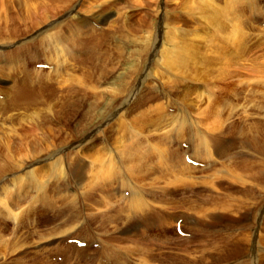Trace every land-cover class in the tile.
I'll list each match as a JSON object with an SVG mask.
<instances>
[{"label": "bare ground", "instance_id": "6f19581e", "mask_svg": "<svg viewBox=\"0 0 264 264\" xmlns=\"http://www.w3.org/2000/svg\"><path fill=\"white\" fill-rule=\"evenodd\" d=\"M70 1L71 0H59L58 1L59 5L63 9H65V12L60 17H58L57 19L55 18L52 21L50 19L47 20V18L50 16L45 12L46 10H42L41 13H36V14L34 13L33 15H31L30 24H27V23L22 24V25H25L24 26L25 29L20 28L18 31H15V34L16 32H19V34L29 33L30 37L28 36L29 37L28 39H31L32 42L27 40V44H25L23 40L19 41L20 45L12 47V49L8 50V54L6 53L8 60L3 58L4 53H0L1 58H3V61L5 63H9V65L7 66L9 68H5L4 65L0 66V78H2L3 80V78L6 79L8 75H10L11 77L10 84L7 87L5 86L6 89L5 88L2 89V92L5 93V97H3L2 100L0 98V108L3 114H7L8 112H10L11 122L16 121L17 119V120L23 121V123L21 122L22 124L25 123V125H22V126L20 125V129H22V130H19V131H22L20 135L23 136L21 137V140H23V138L26 136L28 132L30 133L33 131L31 130V127H33V125L32 126L29 125V122L31 121V119H33L34 116L38 118L40 116L39 115L40 112L42 113V115L46 114L45 112H48L50 116L53 114L52 115L53 120H51L52 118L48 117L47 115H46L47 116L46 119L50 118L51 121H55L57 123H60L63 126H66L67 124L70 123L68 122V120L72 119V117L74 116L73 114H72L73 116L70 115L71 111L73 112V110L77 108L76 106L80 104L81 102L86 103L91 106L94 105V107L95 106L99 107L104 102V100L101 99L100 96L104 95L103 84L105 80L103 81L101 79H104V77L108 76L107 74H109L110 72L104 71V70L101 71L103 68L102 69L100 68L101 69L100 70L98 67L99 72H100V77H101L100 79V77L96 76L93 72H90L89 69L88 71L85 70V66L87 63L84 60H82L81 58L79 59L74 58V62L72 60L74 56V51L70 48H75L76 49L75 51H77L76 47L78 43L81 42L80 46L78 47L80 50H82L83 40L80 39L79 36H84L82 34H85V36L87 37L86 40L91 39V41L93 40L94 42L97 41V37H94V33L96 32L95 25L94 24L92 25L89 22L90 20L87 19L88 17L80 14V11L78 10V8H76V6L74 5L68 6ZM79 1L77 0V2ZM84 1L87 2V0H84ZM249 1L251 0H248V4H251ZM229 2L231 1L224 0L221 3L219 2L217 3V0H197L195 8L199 11L201 17L207 19L205 23L210 24L211 28L215 29L216 32H220V33L222 32V34L224 35L223 39L227 40L226 42L235 44V42H239L240 40H242V38L240 37L241 35L243 36L241 23L238 21V17H239L238 12L240 10V7L236 8V5L234 7V5H231ZM234 2H237V1H234ZM237 4L239 5L240 3H237ZM90 7L93 9V11H91L92 9ZM90 7L88 5V8L90 9H88L87 11L88 12L90 11L91 13L90 17L93 18L95 23L104 22V20H106L110 14V13L106 14L102 12L99 8L98 2H96L95 4L93 3V5ZM228 7H229V11L227 9ZM249 8H252V7H249ZM32 16H33V19H32ZM63 20H66L69 22V24L65 26V28L69 26L71 28L69 35H63L62 30H54V29H53L54 31H52V29L50 30V32L52 31L51 33L50 32L45 33L46 30H48L49 28H51L52 26H54L56 23L60 21L62 23ZM38 21H41V22L36 23ZM227 21L229 22V25H230L229 29L226 23ZM40 23H43V24L40 26L39 29H37L36 31L34 30V32L32 33V29H36L35 26ZM162 23L163 22H160L158 27L163 28L165 27V25H168L167 24L168 22H166V24L165 23L162 24ZM113 24L110 23V27H112ZM147 25L145 26V28H143V33H144V34L142 33L143 35L138 36L137 33L133 35L134 37L138 38V39L137 38L134 39L133 43H134V47H137L135 50L138 51V54L140 57L139 66L141 65V63L146 64V65L145 67L143 68L141 67V69H138V71L135 72V75L137 76L136 85H134L135 80L132 77V73L134 71L133 70L132 73L130 72L131 74H130L129 80L125 81L124 84H122L121 88L119 87L118 88H107L108 92L112 94V96L107 97V99L109 100L108 102L109 107L107 111L105 109L106 107L105 108L103 107L104 108L103 110L105 111L102 110L100 113V110H99V112H97L103 116H106L105 120L103 121L98 120L94 125L90 126L89 128L83 131L80 130L83 128V126L80 125L77 131V133L79 134L77 137H75L76 138L75 141L73 140H71L73 142L68 141L69 143H66L67 140L63 136V131L55 134L50 130L51 139H54L56 140L57 143H60L59 146L53 145V144L49 145L48 143H46L47 142L46 139H44L45 145H39V143L36 142V139L30 135L32 137L33 142L31 141L30 144L26 143V145H24L22 149L20 148L16 152L18 153L17 156L20 154V159H18L13 165H10V167L4 169L5 174L6 173L10 174L9 176L5 177V178L11 177V178H7L9 180L10 185L3 186L1 184L2 179L0 180V224L2 222L3 217H8V219H11L10 220L11 222L13 221L14 227L17 228L15 226L16 221L18 220V217L21 218L22 212H20L21 210L14 212L11 209V206L9 203H10V200H14L12 199L13 197L25 198L24 196L27 195L29 190H31L30 193L34 194L30 196L31 201L33 202L41 201L45 204H48V200L50 197L48 196V188H50L53 185L56 186L57 184L61 183L58 186H56V188L59 190V187L62 186L63 180L69 168L70 173L71 171H74V169H75L74 172L75 173L77 172V174L75 175L77 179L76 185H79L80 190L78 193L80 194V196L89 198L90 200L94 201L95 202L94 206L95 204H97V206L102 205L104 207V210L101 209L102 211H99L98 214L94 213L95 216H93L94 214L93 215L91 214L90 216H88L87 214L89 213L85 214V216H82L83 209L82 210L80 209L81 214L79 213L80 214L79 217L76 220H74V217H73V220L75 222L68 226L71 229H69V235H70L68 236L69 240L67 239L66 241L69 243L72 240H75V242H79V241H84V238L86 237L87 238L90 237L91 240H93L92 238L93 234L83 235L87 233L91 225L96 229V232H94V235H95V238L97 239L96 241L101 246H100L99 251H96V250L94 251V249L89 250L87 245L91 241L86 240L85 247L83 248L78 247L76 249L77 253L82 257H86L88 255H94L93 258L91 257L89 261L88 260L81 261V259L78 257L79 259H77V262L75 263L73 262V258H72L71 263L67 262L68 264H153L154 260H159L162 263L172 262L175 264H264V156L263 157L259 156L257 159H254V160L253 158H255L256 156L255 157L250 156L245 159H240L236 161H233V158H232L231 160L232 163L228 164L227 168H226V164H223L221 167H216L213 170L211 169L212 171H214L215 173L219 175H216L214 172L210 174L208 173L207 175H204L205 180L202 179L201 181H193L195 177L193 173H195L196 171H201L200 169L206 167L207 163L212 164L216 161L217 156H222L225 154V152L221 148H219V144L217 142L218 136H216V134L218 132L212 133L213 131H218V130L222 131V127L224 123L221 122V117H218V115L220 114L219 112L218 113L216 112L215 116L210 115L211 117L210 119L214 120V121L212 120L213 121L212 123H215V125H213V127L211 128V131H212L211 133L205 131L204 129H199V130L195 129L197 124L195 126V124L190 122V119L187 120L186 117H185L187 120L186 125L189 126L188 132H186L187 130L183 132L184 125L182 124L185 123V120L182 119V121L177 124L178 127L175 128L176 135H173V136L174 137L176 136L175 138L176 140H179V142H182V141L186 142V148L184 149L180 145H178L179 147H171V146L162 147V145L164 144L162 143L164 140L161 138L162 136L158 138L154 136H148L146 137V142L143 141L145 136H143L142 138L140 137L141 133L137 130V127L141 131H143L144 126L141 122L138 121V118L135 120L134 123L132 122L134 124L133 127L132 126L128 127V125L125 124L124 122H121V120L120 121L116 120L118 121L119 128L121 130L127 131L128 139H130L129 134L131 133H133V138L130 139L131 140L130 144L123 145L121 143L123 141H120V144L117 146H110L108 143V139L105 136H102L104 137L103 139L104 146L103 144L97 145L100 141L97 143L95 141V146L96 145L97 146L93 150L95 153V155H93L94 157L93 159L97 165L96 171L92 173V176H89V180L86 183L84 180L85 179L84 175L86 174V169L88 167L91 168V160L90 161L83 160V159L80 160V158L77 159L78 158L77 157L74 159L75 162H72L71 158L68 157L69 155H67L70 153L76 156L79 153V150L81 147L87 148L89 144L94 145L91 143L93 142L94 139L99 137L98 134L100 132H103L102 126L106 124L110 119L111 121H113V118L119 119L120 118L119 116H122L125 113V109L130 105V103H128L130 102L129 100L133 99L132 97L136 96L139 93L138 90L141 89L144 85L147 86L145 84V80L152 73L151 66L157 65V66L163 67L165 68V70L166 69L170 70L176 75L177 74L180 75L182 73H187V72L190 73L187 70V68L189 64L194 63V60L196 61L194 53L197 51L196 44H198L199 41L193 45L191 43H187V41H186L187 44H184V42L182 41L183 45L176 41L175 46L164 47V45L166 44L163 41H161V37H159L155 40L154 46H152L151 49H147L149 48L148 41L151 35V29L148 28ZM17 29L18 28H16L15 30ZM58 29H61V28H58ZM118 30L119 29H116V31ZM0 33L3 34V31H0ZM103 33L105 32H102L100 34L98 42H96L97 45L101 44L102 40L100 39L102 36H105V34ZM2 34L0 36H2ZM172 34H171V37H172ZM10 35L8 37H10L11 39ZM195 35H198V34H195ZM75 37L79 39L74 40ZM174 38L173 40L175 41L176 38L175 39ZM72 39L73 41L71 42ZM168 39L169 38H167V40ZM186 39L189 40V38H186ZM167 40H164V41H167ZM206 40H209V39H206ZM65 41L68 42V45L65 44ZM174 41L172 42L175 43ZM169 42L171 41L169 40ZM29 44H33L36 47H40L44 49H46L47 46H49V48L52 47L53 51L56 53L54 55H56V58H57V65L62 67V71H63L62 73L68 77L67 78L69 81L68 87H70L71 89L73 88L72 90H70L69 94L64 95L62 93H57V91L60 92L59 90H57V88L58 89L63 88L62 82L65 83V81L67 80L65 78V75L63 74L62 76L59 75V77L65 78V80H62L60 84L58 82L57 87H56L52 81H49V79L44 82H35L31 78L29 70L27 71L26 68H23V69L19 68L20 66H22V62L18 66L17 72H16V69L14 71L13 63L23 57H27L26 60L29 62H31L33 59H34V62L35 60H37L34 56L32 59L31 54H26L24 52ZM5 46L6 44L5 45L2 44L0 48H3ZM87 46L85 48L89 51V53H85L84 55L86 57L91 58V56L94 55L91 52L93 47L92 46L87 47ZM231 46H229V48L232 49L233 46L232 47ZM160 47L161 49H159ZM220 47L222 46H219V48ZM241 47H243V45ZM217 51L220 52V54H222L219 49H217ZM47 53H50V50ZM223 53H224V50H223ZM226 53L227 52H225V54ZM77 55H78V52H77ZM203 57L204 56H202V58ZM42 61H45V58ZM49 61L51 63V60ZM197 61H198L197 63L199 64L200 61L198 59ZM53 62L54 61H52V63ZM111 64L113 66V63ZM203 64H206V62ZM196 65H194L195 68H196ZM58 66L57 68H54V65H53L52 67L53 73L55 72L57 73L58 71H60L58 69ZM50 69L47 70L48 74H46L45 76H49L50 74H52L50 73L51 72ZM37 70L39 71V69ZM41 70L42 69H40V71ZM75 70H78V71L80 70V75ZM194 70L196 71V69ZM74 71L76 72L77 75L80 76L81 78V79L79 78L80 81L76 78L79 76H77L75 73L73 74ZM84 71H86V73H84ZM200 71H198L199 74H200ZM7 72L9 74H7ZM162 75L164 74L162 73L161 76ZM153 76L155 77L156 75H153ZM74 77L77 79V81L80 82L81 88L80 86L79 87L75 86L74 83H77V82H73ZM131 79H132V82L129 83ZM100 81L101 83L100 85H98ZM79 82L77 83L78 85H79ZM171 83L173 85L174 82H171ZM101 84H102V87H101ZM98 87L100 88V90ZM73 90L74 91L76 90V93L78 94L74 101L72 100V97H71V96H74L75 94ZM71 92H73L74 94H70ZM2 95L3 93L1 94V96ZM148 97L150 96L148 95ZM117 99H120L119 103H115V100ZM69 100H71V103H69ZM44 104H45V107L43 106ZM156 104H158V102ZM38 105H42V108H38L37 107ZM161 106L162 105L159 104L158 106L155 105V107L154 106L153 107L155 110L163 111ZM70 107H74V109L72 110L71 108V111L69 113L66 112L65 109L66 108L68 109ZM19 109L22 111L26 110L27 112L21 111L23 115L18 116L17 112ZM93 109H96V108H93ZM151 112H153V110H151ZM126 114H129V113H126ZM93 117L96 118V116H93ZM161 118H162V115H161ZM46 122L47 121L45 120L43 123H46ZM207 122H208V119H207ZM209 122L211 123V120H209ZM0 124L2 125V122ZM34 124L36 125L37 123H34ZM14 125L16 126V124ZM259 125L262 126V123ZM225 126H228V125H225ZM36 128L33 127L34 130ZM104 132H106L105 129H104ZM11 133H14V132H11ZM9 134L10 132L6 131L4 136L9 135ZM239 134L241 135V139H243L240 141L246 140L245 142L248 143V135L243 134V131H241ZM257 137L261 138L262 142L259 143L256 147L259 148V150H264V124H263V127L259 131H257L256 135L251 134V140L249 139V141H252L253 144L257 143L258 142ZM54 140L52 142H55ZM8 145L9 144H5L3 145V147H5L6 149H10ZM122 145H123V148L121 149ZM169 147H171L172 149H170ZM146 149L149 151V153L151 152L152 154H156L159 160V163H162L164 165L162 166L163 170L160 174L163 175V172H164L165 178H168L170 176V178H168V180H166L161 185L157 183L159 181V178H157L156 176L155 178L154 177L151 178L152 173L145 172L147 168L144 166L143 161H145L144 151ZM9 154L12 158L13 154L11 152ZM66 159L70 160V164L72 165L75 164L74 165L75 167H68L67 165L69 162H67ZM187 159H190V161H187ZM38 165L39 167L37 168L36 166ZM210 168H213V166ZM15 171L18 172V175H15L17 174ZM245 174H247L248 177L251 178L252 181H247L246 178L242 177V175L245 176ZM219 177L220 178L222 177V178L219 179ZM226 177H231L232 179L230 178V181H226L225 180ZM186 193H190L193 196V198L184 201L183 202L184 207L180 206L178 210H176L177 206H175V204L169 206L168 203L165 201V199L171 194H176V195L182 194L183 196V194H186ZM88 206H91V205L89 204ZM41 207L39 208L41 209ZM79 207L82 208V206H79ZM71 209L73 208L69 206L66 208V210H64V212L67 210L70 211ZM171 209L172 210L175 209V210L171 211ZM78 210L79 209H77V211ZM189 210H193V211L195 210V211L189 213ZM31 211L32 210L29 208L25 210L30 220H32V217H33L32 216L33 211L32 212ZM97 211L98 210H96V212ZM64 212L61 211L55 214L56 216H61L63 215ZM192 213H194L193 214L194 218H192V220L190 221V218L192 217ZM71 214H72L71 211L69 214L65 213L67 221L69 222H72ZM170 218H173V219L170 221ZM138 221L140 222L142 221L143 223L145 222V224L147 223L150 226H154V227L156 226L157 228L156 230L160 232L161 234H165L168 231H170L167 229L171 227V224L173 223L176 225L174 226L175 228H178V230L179 228L182 229L181 231L182 234L183 233L185 234V232H188L190 234L189 237H182V235L175 234L176 236L172 240L179 246L178 249L177 248L176 249L178 251L182 250V253L180 254L177 250H174L173 252L170 251L168 253H164L159 250L155 251L152 248V245H153L152 241L151 243L150 242L148 243L146 240L143 239L144 235H141L143 238L141 237L135 240L129 236L127 237H117L116 236L117 232L123 234L128 231L129 227L132 226L131 228H133L134 226L138 227L139 225H141L142 222L140 224V222L137 223ZM148 222H152V223H148ZM126 223H130L132 225L125 226ZM214 223H218V227H215V225H213ZM55 225H58V224H55ZM12 227L13 225H11V228ZM55 227L57 226H54V228ZM61 227L63 226L61 225ZM72 229L73 231H75V233L73 234H71ZM113 229H115V231ZM63 230H66V229H63ZM18 231L20 232V230ZM32 232L33 234L35 233L38 234V237L40 239H45L51 236L48 234L49 233L48 231L40 233L38 232V230H32L31 234ZM60 235L55 236L54 238L55 239L59 238ZM3 237L4 236L0 231V250H3V247H4L3 244H1L4 241ZM154 238L156 237L154 236ZM24 239L28 240L29 237L24 236ZM30 241L34 243L32 240ZM124 241L129 242L127 243L128 245L126 243L123 244ZM164 242H166V240H164ZM23 243H25V241ZM74 246L77 247L76 245ZM157 247H160V245L157 244ZM56 249L53 251H56ZM57 251H60V250L58 249ZM63 252L61 250L62 254ZM67 254L68 253H66V256ZM1 257H2V254L0 255V258ZM59 257L61 260V256ZM34 263L35 262L31 264H34ZM67 263L65 262L63 264H67ZM0 264H6V263L0 260ZM37 264H53V263L48 262V261H41V262H37ZM60 264L62 263L60 262Z\"/></svg>", "mask_w": 264, "mask_h": 264}, {"label": "rangeland", "instance_id": "374dc122", "mask_svg": "<svg viewBox=\"0 0 264 264\" xmlns=\"http://www.w3.org/2000/svg\"><path fill=\"white\" fill-rule=\"evenodd\" d=\"M58 1L56 0H0V31H3V34L0 33V35L2 34V36H0V46H2V44L4 45L6 44L5 47L0 48V53H4L3 58L8 60L7 58L8 50L12 49V47L20 45L19 41L23 40L25 44H27V40L32 42L31 39H28L30 37L29 33L19 34V32H16L15 34V31H18L20 28L25 29L24 27L25 25H22V24H26V23L30 24L31 15H33L34 13L35 14L41 13L42 10H46L45 12L50 16L47 18V20L50 19L52 21L55 18L57 19L58 17H60L65 12V9H63L59 5ZM75 1L77 2V0H71L68 6L70 5L76 6V8H78V10L80 11V14L88 17L87 19L90 20L89 22L92 25L93 24L95 25L96 32L94 33V37H97L96 42H98L100 34L102 32H105L103 33L105 34V36H102L103 38L101 37L100 39L102 40L100 45H97V43L94 42L93 40L92 42L91 39L86 40L87 37L85 36V34H82L85 36V38L84 36H79V38L83 40L82 50H80L78 47L80 46L81 42L78 43L76 47L77 51H75L76 50L75 48H70L74 51V56L72 59L73 62H74V58H77V59L81 58L87 63L85 66V70L88 71L89 69L90 72H93L98 77H100V72H99L100 68L101 69L103 68L102 70L100 69L101 71L104 70V71L110 72L109 74H107L108 76L104 77V79H101L100 77L101 80L103 81L105 80L103 84L104 95L100 96L101 99L104 100V102L102 103L101 106H99L100 108L98 106L94 107V105L91 106L83 102L78 104L76 106L77 107L76 109H74V107H70L68 109L66 108L65 111L68 113L71 111V108L72 110L74 109L73 112L71 111V114H70L71 116L73 115L74 116L72 117V119L68 120V122H70L69 124H67L68 126L67 125L63 126L60 123L51 121L53 120L52 118L53 114L50 116L48 112H45L46 114L42 115V113L40 112L39 113L40 116L38 118L34 116L35 118L33 117V119H31V121L29 122V125L31 126L33 125V127L35 128L37 127V128L34 130L33 127H31V130L33 131L30 133L28 132L26 136L23 138V140H21V137L23 136L20 135L22 131H19V130H22L20 129V125L21 126L25 125V123L22 124L23 121L17 120V119L16 121L11 122L10 112H8L9 114L8 113L3 114L0 108V111H1L0 112V123L2 122V125L0 124V146H2L0 147V180L2 179L1 184L3 186L10 185L9 180L7 178H11V177L5 178L6 176H9L10 174H7V173L5 174L4 169L10 167V165H13L18 159H20V154L18 155L19 156L18 157L17 156L18 153L16 152L20 148L22 149V147L26 145V143L30 144L31 141L33 142L31 136H33L36 139V142L39 143V145H45L44 139H46L47 141L46 143H48L49 145L53 144V145L59 146L60 143H57L56 140L51 139V135H50L51 131L55 134L63 131V136L67 140L66 143H69V142L75 141L76 139L75 137H77L79 134L77 133V131L80 125L83 126V128L80 129L81 131H83L89 128L90 126L94 125L98 120L99 121L105 120L106 116H103L100 113L105 107L107 111L109 107L108 106L109 100L107 99V97L112 96V94L108 92L107 88H118V87L121 88L122 84H124L125 81L129 80L130 74L132 73L133 70L134 71L132 73V77L135 80L134 85H136L137 76L135 75V72H137L138 69H141V67L142 68L145 67L146 65V64L141 63V65L139 66L140 57H139L138 51L135 50L137 47H134V43H133V40L136 39L137 37H134L133 35L135 33H137L138 36L143 35L144 34L143 28H145L147 24H148L147 27L151 29V35L148 41L149 48L147 49H151V47L154 46L155 40L159 37H161V41H163L166 44L164 45V47L175 46L176 41L182 45H183L182 41L184 42V44L191 43L192 45L199 41V43L196 44L197 51L194 53L196 61L194 60V63L189 64L187 70L190 73L187 72V73H182L180 75L178 74L176 75L172 71L167 70V69L165 70V68L157 66V65L151 66L153 70V71L151 70V72L153 74L151 73L149 77L146 78L145 84L147 86L144 85L145 88L143 86L141 89L138 90L139 93L136 96H133L132 97L133 99L129 100L130 102L128 103H130V105L125 109V113L122 116H119L120 117V118L118 117L119 119L113 118L114 123L110 119L106 124L102 126L103 132H100L98 134L99 137L96 136L97 138L94 139L93 142L91 143L94 145L89 144L87 148L81 147L78 153L79 155L77 154L75 156L74 154H70V153L67 154L69 155L68 157L71 158L72 162H75L74 159L77 157H78L77 159L80 158V160L82 159L88 160V161L91 160V168L88 167L86 169V174L84 175L85 183L88 182L89 176H92V173L96 171L97 165L93 159L94 158L93 155H95L93 150L95 149L97 145L99 144L102 145L104 143L103 142L104 137L102 136H105L108 139V143L110 146H117L120 144V141H123L121 142L123 145H128L131 142L130 139L133 138V133H131L129 134L130 139H128L127 131L121 130L119 128L118 121L116 120H119V121L121 120V122H124L125 124H127L128 127L130 126L133 127L134 125L133 123L138 118V121L141 122L144 126L143 131H141L137 127V130L141 133L140 137L142 138L143 136H145L143 141L146 142V137L148 136H154L156 138L162 136L161 138L164 139L162 142L164 143L162 147H165V146L179 147L178 145H180L184 149L186 148V142L185 141L179 142V140H176L175 138L176 136L175 137L173 136V135H176L175 128L178 127L177 124L181 122L182 119L185 120V123L182 124L184 125L183 132L186 130H187L186 132H188L189 126L186 125L187 124L186 122L187 120L190 119V122L194 123L195 126L197 124L195 129L197 130L204 129L205 131L211 133L212 132L211 128L213 127V125H215V123H212L214 120L210 119L211 118L210 115L215 116L216 115L215 113L219 112L220 114L218 115V117H221V122L224 123L222 127V131L218 130V131H213L212 133L218 132L216 134V136H218L217 142L219 144V148H221L225 152V154L222 156H217L216 161L214 163L212 164L207 163L206 167L200 169L201 171H196L195 173H193L195 176L193 181H201L202 179L205 180L204 175H207L208 173L209 174L213 173L214 171L212 170L214 168L221 167L223 164H226V168H227L228 164L232 163L231 161L232 158H233V161H236L240 159H245L250 156H253V157L256 156L255 158H253L254 160V159H257L259 156H262V157L264 156V150H259V148L256 147L259 143L262 142L261 138L257 137L258 142L254 144L252 143V141H249V139L251 140V134L256 135L257 131H259L263 127V124H264V82H263L264 81L263 79L264 78V0H251L249 1L251 4H248V0H230L231 2L234 3L233 4L229 2L231 5H234V7L236 5V8L240 7V10L238 12L239 13L238 21L241 23L243 36L241 35L240 37L242 38V40H240L239 42H235L236 45L230 42H226L227 40L223 39L224 35L222 34V32L221 33L216 32L215 29L211 28L210 24L205 23L207 19L201 17L199 11L195 8L197 0H87L88 4L84 0H80V1L78 0L80 4L79 2L76 3ZM222 1L224 0H220V1L217 0V3L218 2L221 3ZM234 1H237V2H234ZM96 2H98L99 8L102 12L106 14L110 13L107 19L104 20V22L95 23L93 18L90 17L91 16L90 11L89 12L87 11L88 9L91 8L90 6H92L93 3L95 4ZM237 3H240V4L238 5ZM88 5L90 8H88ZM249 7H252V8H249ZM227 9L229 11V7ZM91 11H93V9ZM20 17L23 19H21ZM32 19H33V16H32ZM39 22L41 21H38L36 23H39ZM67 22L68 21L66 20H63L62 23L60 21L56 23L54 26H52L51 28H49L48 30H46L45 33L47 32L49 33L50 30L52 29V31L62 30L63 35H69L71 28L70 26L65 28V26L69 24V22L68 23ZM160 22H163L165 24L166 22H168L167 23L168 25H165V27L163 28L158 27ZM110 23L112 24L114 23L112 27H110ZM226 23L229 29L230 28L229 22L227 21ZM42 24L43 23L37 24L35 26L36 29H32V33L34 32V30L36 31L37 29H39ZM14 26L18 29L15 30L16 28ZM58 28H61V29H58ZM116 29H119V30L116 31ZM171 34H172V37H171ZM195 34H198V35H195ZM9 35L11 36V39L10 37H8ZM174 37L176 38L175 41L173 40ZM79 38L75 37L74 40L79 39ZM167 38L169 39L167 40ZM186 38H189V40H187ZM194 38L197 41H195ZM205 38L209 39L210 41L206 40ZM164 40H167V41H164ZM169 40L171 42L174 41L175 43L173 42L171 43L169 42ZM72 41L73 39L71 40V42ZM65 44L68 45V42L65 41ZM93 44L95 45V47ZM228 44L229 46L232 45L234 48L232 46H231L232 49L229 48ZM84 45H86L87 47H90L93 45L91 52L94 55L91 56V58L86 57L84 55L85 53H89V51L85 48L86 46ZM242 45L243 47H241ZM219 46H222L224 49L222 47L219 48ZM51 49L52 47L49 48V46H47V48L44 49V48L36 47L33 44H29L24 52L26 54H31L32 55L31 58L33 59V56H34L37 60H35L34 62V59H33L31 62H29L26 60L27 57H23L13 63L14 71L16 69V72H17L18 66L22 62V66H20L19 68L20 69L26 68L27 71L29 70L30 76L35 82H44L49 79V81H52L54 85L57 87L58 82L60 84L62 80H65V78L67 79L68 77L62 73L63 72L62 67L57 65V58H56V55H54L56 53L53 51V49L52 50ZM159 49H161V47ZM217 49H219L222 54H220V52H218ZM45 50L47 52L50 50V53H47ZM223 50H224V53H223ZM77 52H78V55H77ZM225 52L227 53L225 54ZM202 56L204 57L202 58ZM3 58H1V55H0V66L4 65L5 68H9L7 67L9 63H5L3 61ZM44 58H45V61H42L44 60ZM197 59L200 61L199 64L197 63L198 62ZM49 60H51V63ZM52 61L54 62L52 63ZM195 62L197 65L195 64ZM205 62L206 64H203ZM111 63H113V66ZM52 64L54 65V68H57L58 66V69L60 71H58L57 73L59 74H57L56 72L55 73L52 72V67H53ZM193 64L196 65V68L194 67ZM49 66L51 67V69ZM190 66H192L193 68ZM37 69H39V71ZM40 69L42 70L40 71ZM49 69L51 71L49 72L52 74H50L49 76H45L46 74H48L47 70ZM194 69H196V71ZM75 71H77V73H79L80 75V70L79 71L75 70ZM75 71L73 72V74L74 73L76 74ZM198 71H200V74ZM84 73H86V71H84ZM162 73L164 75L161 76ZM7 74L9 73L7 72ZM62 74L65 75V78L59 77V75L62 76ZM153 75H156V76L154 77ZM76 78L79 80L80 76ZM76 78L74 77L73 82L78 83L80 80L77 81ZM10 81H11L10 75H8L6 79L3 78V80L2 78H0V92H1L0 98L1 100L3 99V97H5V93L2 92V89L4 88L6 89V87L10 84ZM68 82H69L68 79L65 81L66 84L62 82L63 88L61 89L57 88V90L60 91V92L57 91V93H62L64 95L69 94L70 90H72L73 88L71 89L70 87H68L69 86ZM130 82H132V79L129 81V83ZM171 82H174L173 85ZM77 83H74V84L75 86L79 87L80 82H79V85ZM100 83L101 81L98 83V85H100ZM101 87H102V84H101ZM73 92H71L70 94H74V96H71L72 100L74 101L78 94L76 93V90L75 91L73 90ZM2 93L3 95L1 96ZM148 95L150 97H148ZM119 102H120V99L115 100V103H119ZM157 102L158 104H156ZM69 103H71V100H69ZM159 104L162 105L161 107L163 111L154 109L155 105L158 106ZM43 106L45 107V104ZM37 107L42 108V105H38ZM92 107L96 109H93ZM19 110L17 112L18 116L23 115L22 112L26 111V110H23V111L22 110L19 111ZM99 110H100V113H97L99 112ZM151 110H153V112H151ZM126 113H129V114H126ZM46 115L52 119L50 120V118L49 119L47 118L48 119L47 120ZM161 115L163 119L161 118ZM93 116H96V118H94ZM185 117L187 118V120ZM207 119H208V122H207ZM45 120L47 122L43 123ZM209 120H211V123L209 122ZM34 123H37L36 124L37 126ZM258 123L259 124L262 123V126L259 125ZM14 124H16V126ZM225 125H228V126H225ZM104 129L106 130V132H104ZM6 131L10 132V134L4 136ZM241 131H243V134L248 135V143L245 142L246 140L240 141V140H243L241 139V135L239 134ZM11 132H14V133H11ZM167 135L169 136V138ZM53 140L55 142H52ZM95 141L96 143L99 141L100 142L95 146ZM165 142L168 144H166ZM5 144H9L8 146L10 147V149H6L5 147H3V145ZM123 145L121 146V149L123 148ZM171 147L169 148L172 149ZM10 152L13 154L12 158L9 154ZM144 154H145L144 155L145 161L143 162H144V166L147 168L145 172H151L152 173L151 178L153 177L155 178V176L159 178V181L157 183H159L160 185L164 183L166 180H168L170 176L168 178H165L164 172H163V175L160 174L163 170L162 166L164 165L162 163H159L157 155L152 154L151 152L149 153L147 149L144 151ZM81 155L83 156V158ZM66 161L69 162L67 165L68 167H75L74 166L75 164L74 165L70 164L69 159H66ZM187 161H190V159H187ZM212 166L213 168H210ZM36 167L38 168L39 165ZM74 171H71L70 173V170L68 168L65 178L63 180L62 186L59 187V190L56 188V186H58L61 183L57 184L56 186L53 185L50 188H48V196H50L48 200V204H45L41 201H36V202L31 201L30 196L34 195L30 193L31 190H29L27 195L24 196L25 198L13 197L12 199L14 200H10L9 204L11 206V209L14 212L21 210L20 212L22 213H21V218L18 217V220L16 221L15 226L17 228L14 227L13 221L12 222L10 221L11 219H8V217L2 218V222L0 224L1 226L0 231L4 236L3 237L4 241L1 244H3V246L5 247V248L3 247V250H0L2 254V257L0 258V260H2V262L6 264H31L35 262L34 264H37V262L48 261L53 264H60V262L63 264L65 262L71 263L72 258H73L74 263L77 262V259L79 258L81 259V261L83 260L89 261L91 257L93 258L94 255H88L86 257H82L77 253V250H76L78 247L80 248L85 247L86 240L91 241L90 243L87 242L88 243L87 246L89 250L94 249V251L95 250L99 251L101 245H99V243L96 241L97 239L95 238V235H94V232H96V229L91 225L87 233L83 235L93 234L92 236L93 240H91L90 237L88 238L86 237L87 239L84 238V241L75 242V240H72L71 241L72 243L70 242L71 244L66 241L67 239L69 240L68 238V236H70L69 229H71L68 226L73 224L75 222L74 220H76L79 217V215L81 214L80 209L81 210L83 209L82 216H85V214L87 213H89L87 214L88 216H90L91 214L93 215L94 213L98 214L99 211L104 210V207L102 205L97 206V204H95L94 206V203H95L94 201L90 200L89 198L80 196V194L78 193L80 190L79 185H76L77 179L75 175L77 174V172L75 173ZM15 172L17 173L15 175H18V172L17 171ZM215 174L219 175L217 173ZM242 177L246 178L247 181H252L251 178H249L247 174H245V176L242 175ZM221 178L219 177V179ZM230 178L231 177H226L225 180L230 181ZM167 198L165 199V201L168 203V205L171 206L175 204V206H177L176 210H178L180 206L181 207L183 206L184 201L192 199L193 196L190 193L183 194V196L182 194H178V195L171 194ZM78 199L81 201H79ZM86 203L88 205L90 204L91 206H88ZM55 205L58 207H56ZM84 205L85 206L87 205L88 207L87 206L85 207ZM69 206L74 209V210L73 209L70 210L72 213L71 214L72 222L67 221V218L65 215V213L69 214L70 211L67 210L64 212V210H66V208ZM79 206H82V208ZM39 207H41V209ZM28 208L33 211V212L31 211L32 216H33L32 220L28 218L25 212V210ZM77 209L79 210L77 211ZM96 210L98 211L96 212ZM173 210L171 209V211ZM61 211L64 212L63 215L56 216V214ZM90 211L93 213H91ZM194 211L189 210V213L194 212ZM193 214L194 213H192V217L190 218V221L192 220V218H194ZM93 216H95V214ZM73 217H74V220H73ZM172 219L173 218H170V221ZM139 222L140 221H138L137 223ZM148 223H152V222H148ZM55 224H58V225H55ZM129 224L130 223H126L125 226L132 225V224L130 225ZM11 225H13L12 228H11ZM61 225L63 227H61ZM213 225H215V227H218V223H214ZM54 226H57V227L54 228ZM174 226L176 225L173 223L171 224V227L167 229V230H170L168 231L169 233L167 232L165 234H161L160 232L156 230L157 229L156 226L155 227L150 226L147 223L145 224V222L144 223L142 222V224L139 225L138 227L137 226H134L133 228H131L132 226L129 227L128 231L123 234L117 232L116 236L117 237L129 236L135 240L137 238L138 239L141 238L142 237L141 235H144L143 236L144 238L142 237L144 240H146L148 243L149 242L151 243L152 241L153 250L155 251L159 250L161 252L168 253L170 251L173 252L174 250H177L179 247L175 242L172 241L176 235H182V237L190 236L188 232H185V234L184 233L182 234L181 233L182 229L179 228L178 230V228H175ZM17 229L20 230V232ZM63 229H66V230H63ZM32 230H38V232L40 233L48 231L49 232L48 234L51 236L45 239H40L38 237V234L36 233L33 234V232L31 234ZM113 230L115 231V229ZM73 233H75V231H73L72 229L71 234ZM58 235H60V237L55 239L54 237ZM24 236L29 237V239L32 240L34 243H32L29 239L28 240L24 239ZM154 236L156 238H154ZM163 239L166 240V242H164ZM24 241L25 243H23ZM125 243L127 244L129 242L124 241L123 244ZM157 244L160 245V247H157ZM74 245H76L77 247H75ZM55 249L56 251H53ZM58 249L60 251H57ZM61 250L62 252L63 251L65 252H63L62 254ZM178 252L181 254L182 250H179ZM66 253H68L67 256H66ZM59 256H61V260ZM164 263L166 264L167 262L162 263L159 260H154L153 264H164ZM167 264H175V263L168 262Z\"/></svg>", "mask_w": 264, "mask_h": 264}]
</instances>
